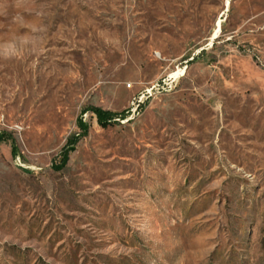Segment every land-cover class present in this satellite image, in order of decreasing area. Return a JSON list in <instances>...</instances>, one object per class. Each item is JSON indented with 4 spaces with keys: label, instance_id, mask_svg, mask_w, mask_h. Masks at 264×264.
<instances>
[{
    "label": "rangeland",
    "instance_id": "1",
    "mask_svg": "<svg viewBox=\"0 0 264 264\" xmlns=\"http://www.w3.org/2000/svg\"><path fill=\"white\" fill-rule=\"evenodd\" d=\"M0 134V264H264V0H0Z\"/></svg>",
    "mask_w": 264,
    "mask_h": 264
},
{
    "label": "trees",
    "instance_id": "2",
    "mask_svg": "<svg viewBox=\"0 0 264 264\" xmlns=\"http://www.w3.org/2000/svg\"><path fill=\"white\" fill-rule=\"evenodd\" d=\"M83 112H84V114L89 113V112L94 114L96 117L98 125L103 129H107L111 126H114L117 122H120L121 120L126 119V115L130 113L129 110L124 111L122 113H117V112H113L110 110H104V109L98 108V107H89V108L85 109ZM118 119H119V121H118ZM77 125H78V128L80 130V133L74 135L68 141V145L63 152L60 167H58V168H63L67 164V162L69 160V154L73 151L75 144H77V142L82 137H85L88 134L89 125L87 123H85V121L83 120V117L79 119ZM3 140H4V136L0 134V142H2Z\"/></svg>",
    "mask_w": 264,
    "mask_h": 264
}]
</instances>
